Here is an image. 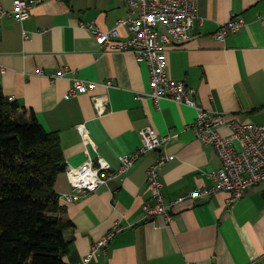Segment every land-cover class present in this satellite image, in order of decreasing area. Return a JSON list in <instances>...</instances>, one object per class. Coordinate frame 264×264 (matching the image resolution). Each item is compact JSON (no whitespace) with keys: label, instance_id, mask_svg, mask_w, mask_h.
<instances>
[{"label":"crops","instance_id":"obj_1","mask_svg":"<svg viewBox=\"0 0 264 264\" xmlns=\"http://www.w3.org/2000/svg\"><path fill=\"white\" fill-rule=\"evenodd\" d=\"M15 1L0 0L9 11ZM128 16L124 0H40L24 22L0 19L3 92L33 110L47 132L59 134L67 167L83 165L89 152L95 163L102 157L117 170L122 156L140 148L142 130L153 127L162 136H173L165 149L170 160L162 168L166 200L211 190L215 182L210 176L222 163L214 147L193 132L197 109L169 99L157 104L148 96L149 65L130 51L103 50L83 26L107 31ZM233 16H242L245 26L225 41L216 40L214 34ZM121 32L122 39L130 37L127 29ZM167 62L170 77L197 92L199 107L264 125V0H199L191 39L171 45ZM59 74L63 76L54 77ZM75 79L96 88L67 98ZM102 97L107 98V110L98 115L95 99ZM81 124L94 144L84 143ZM221 132L231 133L227 128ZM160 153L146 154L122 177L72 203L63 198L73 190L66 173L58 177L55 191L65 208L60 216L73 225L64 232L70 242L66 263L262 262L264 182L248 189L232 207L227 191L205 194L177 204L170 224L154 222L147 219L144 206L152 201L148 169ZM116 224L123 230L106 252L86 263L96 242Z\"/></svg>","mask_w":264,"mask_h":264},{"label":"built area","instance_id":"obj_2","mask_svg":"<svg viewBox=\"0 0 264 264\" xmlns=\"http://www.w3.org/2000/svg\"><path fill=\"white\" fill-rule=\"evenodd\" d=\"M39 1L16 0L10 11L5 10L0 2V19L11 17L18 22H24L31 17ZM124 1L129 7V16L118 20L111 30H101L94 24L83 26L90 29L103 50L130 51L139 61L149 65L152 91L148 96L157 104L161 100L169 99L197 109V118L192 126L193 132L203 144L214 147L222 166L210 176L215 182L214 188L192 193L175 202H168L163 191L162 168L170 160L165 149L172 142L173 136H162L153 127H147L141 132L140 148L122 156L117 170L102 157L95 163L89 152L88 160L83 165L68 166L65 173L73 190L63 198L66 202L72 203L80 197L94 194L110 180L125 175L146 154L160 151L159 157L149 167L147 174L152 198L151 203L144 206L147 219L154 222L162 219L164 224L168 225L173 221V210L177 204L190 198L223 191L230 193L227 203L232 207L243 198L248 189L264 182V125L243 123L233 116L210 112L199 107L196 102L197 92L189 88L185 82L170 77L167 62L169 48L171 45L181 46L191 39V31L198 18L199 0ZM244 26L245 20L242 16H233L218 29L214 37L218 41H225L230 34H237ZM123 28L127 29L130 35L126 40L122 39ZM59 76L63 74L54 75L55 78ZM111 84L109 82L106 85L110 87ZM95 88L96 84L92 82L75 79L67 98L88 94ZM106 99L105 97L95 99L98 115L106 112ZM223 128H227L231 133L223 134L221 132ZM78 130L86 145L94 144L85 124L79 125ZM122 230L123 228L116 224L108 234L96 242L85 262L88 263L99 253L106 252L111 240Z\"/></svg>","mask_w":264,"mask_h":264},{"label":"trees","instance_id":"obj_3","mask_svg":"<svg viewBox=\"0 0 264 264\" xmlns=\"http://www.w3.org/2000/svg\"><path fill=\"white\" fill-rule=\"evenodd\" d=\"M66 168L59 134L0 85V264H67L73 225L55 191Z\"/></svg>","mask_w":264,"mask_h":264}]
</instances>
